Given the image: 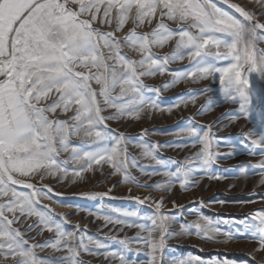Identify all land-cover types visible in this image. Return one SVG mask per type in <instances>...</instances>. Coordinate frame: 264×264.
<instances>
[{
    "label": "snow or ice",
    "instance_id": "1",
    "mask_svg": "<svg viewBox=\"0 0 264 264\" xmlns=\"http://www.w3.org/2000/svg\"><path fill=\"white\" fill-rule=\"evenodd\" d=\"M224 3L229 4V0ZM229 6L238 15L218 7L214 0H0V197L6 198L0 202V255H10L14 264H45L34 249L50 246L56 251L66 250L53 264H85L80 260L81 251L90 252L89 245H95L97 251L107 247L90 236L85 243L83 236L77 238L76 232L65 231L53 215L38 211V197L49 196L52 190L47 185L37 187L29 178H43L42 174L67 176V161L59 159L63 151L70 154L78 168L72 170L74 177H81L94 166L108 164L114 172L123 174L124 181L135 182L129 172L125 134L110 135L105 121L124 116L138 119L146 107L156 108V102L145 95L142 78L157 72L164 74L170 61H189V70L177 71L172 84L219 74L224 98L238 102L239 113L245 117L257 104H264V87L257 89L251 79L256 74L264 81V48L258 47L264 42V22L239 4ZM153 22L155 27L150 31H137ZM168 22L176 24V28ZM128 24L132 28L118 36ZM102 26L112 30L104 31ZM173 40L172 53L160 57L152 51L153 47H163ZM125 48L140 58L129 57ZM217 61L227 64L217 66ZM103 107L115 111L106 117ZM69 111L73 115L68 120L57 115ZM261 115L264 116V109ZM82 133V141L87 138L86 143L94 150H83V143L80 147L71 144V136ZM183 133L202 145L196 153L199 168L211 167L217 154L210 150L209 131L201 135L192 126L183 129ZM245 135L256 137L249 141L250 154H257V150L264 154V119ZM141 147L144 156L156 160L152 150ZM132 164L135 166V158ZM256 167L264 169V160ZM195 171L186 165L164 175L170 181L179 180L180 187L185 189ZM17 186L31 191H18ZM155 187L171 190L172 184ZM83 195L95 199L107 193ZM146 199L149 198L139 202L143 204ZM162 201L163 198L154 202L156 214L143 217V223L113 221L105 216L108 223L139 230L135 237L118 241L123 246L121 251L108 252L106 256L118 257L120 264H144L138 256L146 249L147 264H164L168 239L195 234L214 241L221 234L219 228L210 227L212 222L205 217L181 224L179 231L171 230L170 225L177 218L161 211ZM25 211L29 216H37L48 231L54 230L55 239L29 246L23 234L13 227L18 219L16 213ZM5 213L12 214V218ZM122 215L141 219L136 211ZM252 219L259 225L239 223L250 230L251 237L258 239L260 249H264V228L260 227L264 225V211L252 214ZM244 234L239 230L235 234L223 233L226 239ZM130 239L135 241V249L129 246ZM129 252H135L136 258L129 257ZM171 264L205 262L190 256L173 258ZM210 264L235 262L217 259Z\"/></svg>",
    "mask_w": 264,
    "mask_h": 264
},
{
    "label": "rangeland",
    "instance_id": "2",
    "mask_svg": "<svg viewBox=\"0 0 264 264\" xmlns=\"http://www.w3.org/2000/svg\"><path fill=\"white\" fill-rule=\"evenodd\" d=\"M214 2L218 7L236 15L238 14L229 5L239 4L254 13L260 22H264V0H229V4H225L224 0ZM168 23L171 28H176V24ZM102 27L104 31L112 30L108 26ZM153 27L155 22L137 28V31L147 32ZM130 28L131 24L126 25L117 35H125ZM258 47L264 48V42L259 43ZM174 48L173 40L163 47H153L152 51L162 57L172 53ZM124 52L133 59L140 58L136 52L127 48ZM216 64L226 66L227 61H217ZM188 65L187 59L170 61L164 74L157 72L142 78L146 86L145 95L156 102V108L146 107L138 119L124 116L105 121L110 135L125 134V144L130 154L129 172L135 177V182L124 181L123 174L114 172L108 164L94 166L92 170L82 173L81 177H74L72 170L76 166L70 154L63 151L60 152L59 159L67 161V176L42 174L43 178L41 175L29 178V182L37 187L47 185L52 190L49 196L38 197L35 205L38 211L53 215L54 219L62 222L65 231L76 232L77 238L83 236L85 243L90 236L107 245L98 251L95 245H89L90 252L81 251L80 260L85 264H120L118 257L112 258L106 254L121 251L123 246L118 241L133 238L139 231L135 227L108 223L105 216L113 221L124 219L126 223H143V217L156 214L154 202L161 198V211L169 217L177 218L170 225L171 230L179 231L181 224L205 217L212 222L210 227L219 228L221 232L214 241L195 234L168 239L164 264H171L173 258L184 259L190 256L199 257L205 264L217 259L235 264H264V249H260L259 240L252 238L250 230H246L239 223L246 221L250 225H259L258 221L252 219V214L264 211V169L256 167L264 160V154L258 150L257 154H250L249 141L256 137L245 135L264 119L261 115L264 104H257L249 116L245 117L239 113L238 102L224 98L219 74L204 79L187 78L175 84L170 83L177 71L189 70ZM251 79L257 89L264 87V81L256 74ZM93 86L99 87L95 84ZM114 111L112 108L103 107L102 114L108 117ZM57 115L60 119L68 120L73 111ZM69 123L72 121L69 120ZM192 126L197 127L201 135L203 131L210 133V150L217 155L207 169L199 168L200 158L196 157L202 145L183 133V129ZM82 136L83 133L81 136H71V144L80 147L83 143V150H94V147L86 143L87 138L82 141ZM141 146L152 150L156 160L163 163L158 164L156 160L144 156ZM133 158L135 166L132 164ZM186 165H191L196 171L190 176L188 186L182 189L179 180L170 181L164 173L173 172L177 167ZM249 165L253 167L250 169ZM212 176L220 178L213 179ZM169 182L172 184L171 190L155 187L157 184L166 185ZM17 190L31 191L21 186H17ZM85 193L107 195L92 199L83 195ZM145 198L149 199L141 204L139 201ZM5 199L0 197V202ZM125 211H136L141 219L124 217L122 214ZM5 214L12 218V214ZM16 216L18 219L13 227L23 234L29 246L44 245L45 242L55 239L54 230L48 231L37 216H29L27 211L23 214L17 212ZM201 223L204 221L201 220ZM30 225L33 227L29 230ZM260 227L264 228V225ZM238 230L245 234L234 239H226L223 235L235 234ZM112 237L116 239L113 240ZM129 246L135 249L137 245L130 239ZM34 251L45 264H53L56 257L66 254V250L56 251L50 246H37ZM145 251L146 249L142 250L138 258L147 264ZM127 255L136 258L137 254L129 252ZM0 264H14V261L10 255H0Z\"/></svg>",
    "mask_w": 264,
    "mask_h": 264
}]
</instances>
